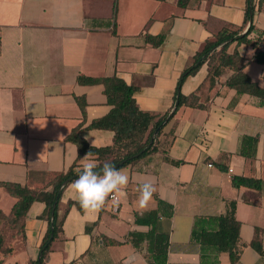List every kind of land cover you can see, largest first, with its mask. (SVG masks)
<instances>
[{"label": "crops", "instance_id": "1", "mask_svg": "<svg viewBox=\"0 0 264 264\" xmlns=\"http://www.w3.org/2000/svg\"><path fill=\"white\" fill-rule=\"evenodd\" d=\"M180 1L0 0V182L51 190L57 175L75 163L82 168L84 156L79 159L77 145L67 140L77 127L93 146L113 143V130L90 127L112 109L105 86L79 83V76L117 75L134 88L140 109L162 116L206 42L224 29L241 35L248 28L250 0ZM253 25L248 39L257 46L235 41L229 53L238 50L250 60L245 72L264 90V64L254 60L264 51V9L254 10ZM160 35V44L149 39ZM232 74L227 68L210 88L205 62L183 81L180 92L195 98L177 108L156 152L118 169L129 176L125 195L114 193L117 199L110 196L99 214L85 215L68 191L73 181L66 185L57 212L60 231L45 264H150L148 241L135 245L131 233L150 231L137 216L157 209L156 196L173 206L170 217L160 213L158 220L169 235L167 264H232L229 252L194 234L217 231L216 218L228 214L231 203L240 224L236 264H264V104L223 84ZM77 97L85 100L84 111ZM255 136L254 151L243 139ZM235 177L261 186L237 187ZM145 183L156 192L141 208ZM16 202L0 187L4 215ZM47 213L45 202L31 205L22 231L6 239L12 252H0L3 264H39Z\"/></svg>", "mask_w": 264, "mask_h": 264}, {"label": "trees", "instance_id": "2", "mask_svg": "<svg viewBox=\"0 0 264 264\" xmlns=\"http://www.w3.org/2000/svg\"><path fill=\"white\" fill-rule=\"evenodd\" d=\"M185 2L186 0L180 1L183 6L185 5ZM253 9H264V0H255ZM113 18L116 19V8L113 13ZM249 19L248 7L246 11L245 23H248ZM253 29L254 25L252 24L249 31L243 36H239L240 30L233 31L230 29H224L216 36L215 40L206 42L204 50L196 55L194 63L186 68L180 77L177 87V92L179 91L178 109L185 103L195 98V96L186 97L180 92L183 81L189 75L195 74L200 66L205 62H208L209 64V77L206 84L210 88L217 84L225 70L229 68L233 71V74L223 84L227 85L229 88L235 89L238 95L250 94L253 96H259L264 104V90L245 72V67L250 60L243 57L238 50L233 53H229V47L235 41H238L239 43H249L256 47L258 43L252 42L248 39V36ZM230 38H234V40L223 45L220 49L214 51L213 53H210L213 47L227 41ZM149 39L155 44H160L164 39V35L149 37ZM205 55L207 56L203 58ZM254 60L258 63L264 64V51L258 50L255 54ZM78 80L79 83L83 84L100 83L105 86L108 103L112 106V109L103 118L95 120L90 127L111 129L115 133L112 144L105 147H96L89 144L87 140L81 137L78 127L75 128L67 137V140L72 141L77 145L79 159L91 152L93 154L92 157H95V159L99 161V167L96 169L97 171L102 169V165L105 162L111 164L116 169H120L158 150L156 140L164 130L167 123L161 128L154 143L150 147H148V145L154 130L161 125V123L168 116L169 112L159 116L140 109L134 97V88L129 86L125 80L117 75L101 78L79 76ZM77 100L84 111L86 104L85 100L78 97ZM236 101L237 100H234L233 104H235ZM257 141L258 136L245 137L243 139V145H251L255 151ZM243 153L247 156H252V153L249 154L244 150ZM122 161L125 162L120 164ZM77 166L78 165L75 163L66 173L57 175L52 181L51 190L31 189L20 183L0 182V187L5 188L9 194L17 198V202L12 207L11 212L4 215L6 217V227L0 230V252L5 255L12 252V248H9L6 244L8 233L11 231L13 233H20L22 231L27 213L35 201H43L47 204V216L50 221L51 210L57 200L59 188L66 179L72 177L71 181H74L77 178L78 174L82 170V168H77ZM233 183L237 187L248 186L260 188L261 186L259 180L246 177H235ZM156 198L158 201L157 209L150 211L141 217L137 216L138 222L151 225L150 231L145 235L138 232L131 233V241L135 245H139L141 242L147 240L149 244L150 264H167L169 235L158 228V220L160 213L170 217L173 213V206L164 202L158 196H156ZM59 202L60 198L56 208L54 231L51 229L50 222L49 229L41 245V250L44 249L42 264H45V260L50 251L51 242L58 236V232L60 231V225L57 224ZM235 212V203H231L229 213L216 218L219 222V228L217 231L201 233H198L196 230L194 231L195 236L199 238L203 244H210L215 246L219 251L229 252L232 264H236L240 258V224L236 219ZM0 215H3L1 211ZM52 233L54 234V238L50 244L47 245V241L50 239ZM256 248L258 251L262 252L260 245H256ZM0 264H3L2 260H0Z\"/></svg>", "mask_w": 264, "mask_h": 264}, {"label": "clouds", "instance_id": "3", "mask_svg": "<svg viewBox=\"0 0 264 264\" xmlns=\"http://www.w3.org/2000/svg\"><path fill=\"white\" fill-rule=\"evenodd\" d=\"M92 156L93 154L89 152L83 157L81 172L68 185L71 198L79 202L85 215L99 214L112 194L125 195L124 189L129 183V176L124 171L107 162L102 165L100 171H97L99 165ZM155 192L156 187L153 184H143L139 188V206L147 207Z\"/></svg>", "mask_w": 264, "mask_h": 264}, {"label": "water", "instance_id": "4", "mask_svg": "<svg viewBox=\"0 0 264 264\" xmlns=\"http://www.w3.org/2000/svg\"><path fill=\"white\" fill-rule=\"evenodd\" d=\"M253 4H254V0H250V4H249V17H250V19H249L248 28H247V30H246L245 33H243V34H241V35H239V36H243L244 34H246V33L249 31L251 25L253 24V16H254ZM236 38H238V37H236ZM233 40H234V38H230V39H228L227 41H224V42H222L221 44L216 45L215 47H213V48L211 49L210 53H213L214 51H216V50H218L219 48H221L223 45H225V44H227L228 42H231V41H233ZM206 56H207V55H205L203 58H205ZM178 106H179V91H178L177 99H176V101H175V104H174L173 108H172L171 111L169 112V114H168V116L166 117V119L161 123V125H159V126L154 130V132H153V134H152V136H151V140H150V143H149L148 147H150V146L154 143L155 138H156L157 135L159 134L161 128H162V127H163V126H164V125H165V124H166V123H167V122L173 117V115H174L175 112L177 111ZM136 156H138V155H136ZM124 162H125V161H122L120 164H123ZM71 180H72V177L66 179V180L62 183V185L60 186V188H59V193H58L57 200L55 201V203H54V205H53V207H52V210H51V217H50V219H51V229H52V231H54V228H55V227H54V224H55V218H56L55 215H56V208H57L58 200H59V198L61 197V194H62V192H63V189L66 187V185H67L69 182H71ZM53 237H54V234L52 233L51 236H50V239L47 241V245L50 244V242L52 241ZM43 251H44V249H42L41 252H40V254H39V264H42Z\"/></svg>", "mask_w": 264, "mask_h": 264}, {"label": "rangeland", "instance_id": "5", "mask_svg": "<svg viewBox=\"0 0 264 264\" xmlns=\"http://www.w3.org/2000/svg\"><path fill=\"white\" fill-rule=\"evenodd\" d=\"M5 220H6V217L3 215H0V230L5 228ZM10 233V232H9ZM8 235H13V232L11 231V234H8Z\"/></svg>", "mask_w": 264, "mask_h": 264}, {"label": "built area", "instance_id": "6", "mask_svg": "<svg viewBox=\"0 0 264 264\" xmlns=\"http://www.w3.org/2000/svg\"><path fill=\"white\" fill-rule=\"evenodd\" d=\"M209 166H213V164H212V163H210V164H209ZM230 171L232 172V171H233V169L231 168V169H230ZM111 197H113V198H116V199H117V196H116V194H112V195H111Z\"/></svg>", "mask_w": 264, "mask_h": 264}]
</instances>
